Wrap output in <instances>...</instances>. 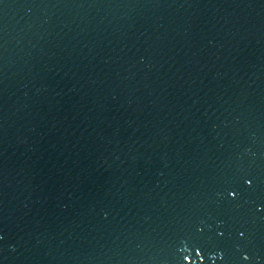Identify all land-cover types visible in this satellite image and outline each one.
Masks as SVG:
<instances>
[{
	"label": "water",
	"instance_id": "95a60500",
	"mask_svg": "<svg viewBox=\"0 0 264 264\" xmlns=\"http://www.w3.org/2000/svg\"><path fill=\"white\" fill-rule=\"evenodd\" d=\"M0 264H264V0H0Z\"/></svg>",
	"mask_w": 264,
	"mask_h": 264
},
{
	"label": "snow or ice",
	"instance_id": "6c2138e0",
	"mask_svg": "<svg viewBox=\"0 0 264 264\" xmlns=\"http://www.w3.org/2000/svg\"><path fill=\"white\" fill-rule=\"evenodd\" d=\"M247 184H251V179H247V178H245V180H244ZM232 195H233V193H232ZM241 235H243V233H241ZM245 259H247V257H245Z\"/></svg>",
	"mask_w": 264,
	"mask_h": 264
}]
</instances>
